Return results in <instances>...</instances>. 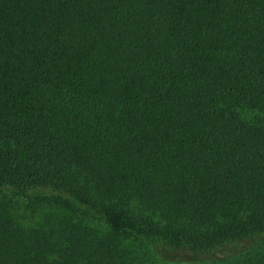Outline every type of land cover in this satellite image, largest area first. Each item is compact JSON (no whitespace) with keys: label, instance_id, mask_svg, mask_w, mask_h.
<instances>
[{"label":"trees","instance_id":"trees-1","mask_svg":"<svg viewBox=\"0 0 264 264\" xmlns=\"http://www.w3.org/2000/svg\"><path fill=\"white\" fill-rule=\"evenodd\" d=\"M159 263L264 264V0H0V264Z\"/></svg>","mask_w":264,"mask_h":264},{"label":"rangeland","instance_id":"rangeland-1","mask_svg":"<svg viewBox=\"0 0 264 264\" xmlns=\"http://www.w3.org/2000/svg\"><path fill=\"white\" fill-rule=\"evenodd\" d=\"M37 212L38 213L36 214V216L40 217L42 220H48L56 213L55 209H51V208L46 211H37Z\"/></svg>","mask_w":264,"mask_h":264}]
</instances>
